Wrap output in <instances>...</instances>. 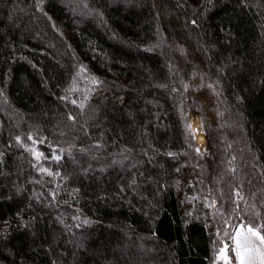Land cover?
<instances>
[{"label":"trees","instance_id":"16d2710c","mask_svg":"<svg viewBox=\"0 0 264 264\" xmlns=\"http://www.w3.org/2000/svg\"><path fill=\"white\" fill-rule=\"evenodd\" d=\"M241 222L264 235V0H0V264H235Z\"/></svg>","mask_w":264,"mask_h":264},{"label":"rangeland","instance_id":"374dc122","mask_svg":"<svg viewBox=\"0 0 264 264\" xmlns=\"http://www.w3.org/2000/svg\"><path fill=\"white\" fill-rule=\"evenodd\" d=\"M185 119H186V127H187L188 131L190 132L192 138L195 140L198 148L200 149L201 145L203 144L202 126H201L199 120L196 118H190V117L187 118L186 117ZM189 188H190V177H189V172L187 171L184 173L183 179L181 181L180 190L178 192V197L180 199V202L183 205V209H185V210H190L193 207V204L195 201V194ZM204 225L208 226L207 223H205ZM247 227H249V226L244 225V223L241 222L237 226H235V229L233 228V232L229 236V238H232L231 249L235 246L234 237L236 235L237 230H240L241 240H243L245 237H247L249 240L255 242L259 246V241L255 240L254 237H252L250 234L247 233V231H246ZM254 229H256V228H254ZM206 231L208 233H211V230H209L207 227H206ZM262 247H264V246H262ZM228 250H229V247L226 249L227 257H228ZM234 257H235V255H234ZM218 261L224 262V259L221 258V259L216 260V261L214 260L213 264H217L216 262H218ZM228 261H229V257H228ZM235 264H236V260H235Z\"/></svg>","mask_w":264,"mask_h":264},{"label":"snow or ice","instance_id":"6c2138e0","mask_svg":"<svg viewBox=\"0 0 264 264\" xmlns=\"http://www.w3.org/2000/svg\"><path fill=\"white\" fill-rule=\"evenodd\" d=\"M247 233L250 234L255 240L259 241V246L245 237L241 240L240 230H237L234 237L235 246L232 248V252L235 255L236 264H264V235H261L258 229H254L249 226L246 229ZM225 245L219 250L217 260L223 258L225 264H229L228 257L226 255Z\"/></svg>","mask_w":264,"mask_h":264}]
</instances>
